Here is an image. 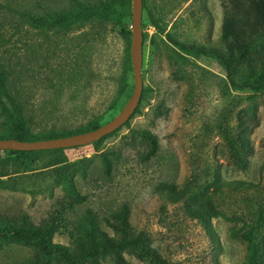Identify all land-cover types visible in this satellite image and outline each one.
<instances>
[{
  "label": "rangeland",
  "instance_id": "374dc122",
  "mask_svg": "<svg viewBox=\"0 0 264 264\" xmlns=\"http://www.w3.org/2000/svg\"><path fill=\"white\" fill-rule=\"evenodd\" d=\"M261 3L142 0V91L129 120L95 145L0 151V232L38 228L57 251L0 236V264H264V91L232 89L211 56L259 81L264 40L231 27L221 36L233 7L247 26ZM130 10L131 0H0V75L31 132L88 131L121 110L133 86ZM121 213L138 245L87 255Z\"/></svg>",
  "mask_w": 264,
  "mask_h": 264
},
{
  "label": "trees",
  "instance_id": "16d2710c",
  "mask_svg": "<svg viewBox=\"0 0 264 264\" xmlns=\"http://www.w3.org/2000/svg\"><path fill=\"white\" fill-rule=\"evenodd\" d=\"M239 6L235 9V7L232 8V10L225 15L223 22H222V36L221 38L225 40L230 31L231 28H236L237 30H241L242 33H245L244 30L247 29L248 34L250 35H256L255 38L257 40H264V4L261 3V6L259 8H256L255 6H248V9L252 11L253 16L241 18L246 24L245 25H239L238 22H235L236 20V14H238ZM26 15H23L25 17ZM149 25L155 30V33L158 35L164 36L168 41L170 40L169 35L164 33V30L159 26L157 21L150 17L149 19ZM242 27V28H241ZM146 38V34L144 31H142V47H143V41ZM189 52H193L196 54L204 55L208 54L206 50L202 47H197L194 45H191L186 48ZM264 48L261 44H259L258 47H256V57H257V71L255 72L254 78H259V81L257 83H250V82H244L239 81L235 79V73L230 67V62L233 61V58L231 56H225L222 54L214 53L213 56L216 61L223 67L225 72V77L227 79V82L229 86L234 90H250L252 92H260L264 91ZM3 97L6 100V103L8 106L6 107L4 103L2 102ZM16 100L15 97L12 96L11 93L8 92V90L5 87V80L0 75V109L3 110L4 115L7 117L9 122V129L7 136L0 138L2 139H13L16 141L21 142H31V141H39V140H48V139H57L62 137H67L75 134H80L87 132V130H82L81 128L75 129L74 131H62L59 133H34L31 132L28 128V125L25 121V119L21 116L20 109L16 107ZM126 123V122H125ZM97 127H92L91 130L96 129ZM88 130V131H91ZM102 139V138H101ZM100 139V140H101ZM92 143V145L97 144L98 142ZM154 145V143H153ZM58 150H52V151H35L30 153H42V152H57ZM14 154L22 153L19 151H10ZM88 216L91 217V215L88 213ZM89 219V218H88ZM114 219H117L118 223L110 222L109 220H106V223L112 232V236L109 237L108 234L103 232L101 234V239L98 241L94 240V236H92L91 241V249L87 252V255H90L92 252H100V251H113V250H121V249H127L131 246L138 245L139 242V235L136 236V234H133L130 229L129 225L126 222V216L124 213H121ZM90 220V219H89ZM10 236V238L16 240V241H35L39 247V249L46 255L53 253V251H56V247L53 246H47L46 242L43 239V235L41 232H39L38 228H33L30 230H21V231H11L9 233H2L0 232V236L7 237ZM242 238H246L245 235H242ZM143 253L147 255L148 258L157 260V256H155L153 253H149L146 249H143ZM62 254V253H60ZM80 257H75L71 263H75V261H78Z\"/></svg>",
  "mask_w": 264,
  "mask_h": 264
},
{
  "label": "water",
  "instance_id": "95a60500",
  "mask_svg": "<svg viewBox=\"0 0 264 264\" xmlns=\"http://www.w3.org/2000/svg\"><path fill=\"white\" fill-rule=\"evenodd\" d=\"M131 25L129 42V60L132 73V93L121 108V110L107 123L97 127L94 130L67 137L39 140L31 142H21L13 139L0 140V151H52L58 149H71L90 145L99 141L120 128L129 120L138 106L142 84H141V65H142V31H141V13L142 0H131Z\"/></svg>",
  "mask_w": 264,
  "mask_h": 264
}]
</instances>
